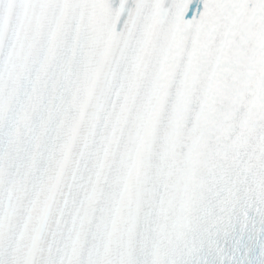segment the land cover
Instances as JSON below:
<instances>
[{"label":"snow or ice","instance_id":"obj_1","mask_svg":"<svg viewBox=\"0 0 264 264\" xmlns=\"http://www.w3.org/2000/svg\"><path fill=\"white\" fill-rule=\"evenodd\" d=\"M0 264H264V0H0Z\"/></svg>","mask_w":264,"mask_h":264}]
</instances>
